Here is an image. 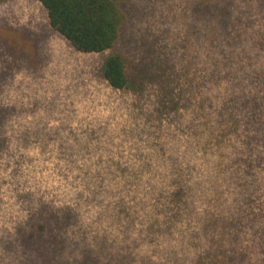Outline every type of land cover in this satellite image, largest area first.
I'll use <instances>...</instances> for the list:
<instances>
[{
	"label": "clouds",
	"instance_id": "obj_1",
	"mask_svg": "<svg viewBox=\"0 0 264 264\" xmlns=\"http://www.w3.org/2000/svg\"><path fill=\"white\" fill-rule=\"evenodd\" d=\"M230 12L228 38L205 32L176 52L167 96L117 88L51 40L39 69L12 71L0 88V108L15 109L0 126V264L36 258L17 228L42 206L75 217L58 264L85 249L99 264H219L218 252L264 264V0H231ZM163 15L149 14L154 36L171 31ZM213 218L240 227L213 231Z\"/></svg>",
	"mask_w": 264,
	"mask_h": 264
},
{
	"label": "rangeland",
	"instance_id": "obj_2",
	"mask_svg": "<svg viewBox=\"0 0 264 264\" xmlns=\"http://www.w3.org/2000/svg\"><path fill=\"white\" fill-rule=\"evenodd\" d=\"M230 6L231 0H126L127 16L119 41L103 52L85 53L76 50L51 26L47 10L39 0H0V88L14 69L21 66L33 71L39 69L42 48L51 40L56 46L66 47L73 57L102 77L106 57L121 51L130 56L131 71L136 81L128 90L144 92L156 84L161 94L167 96L170 85L179 79L173 66L176 52L183 50L187 54L196 46L194 38H201L205 32L215 35L214 43L219 41L221 35L228 38ZM161 7L167 13L161 17V22L169 24L171 31L165 30L159 36H154L149 14ZM172 108L174 110L175 106ZM14 112V108H0V126ZM5 147L6 139H0V150ZM175 198L179 199L177 194ZM74 221L70 210H65L63 216L59 217L47 206H42L38 214L30 217L27 231L23 226L18 227V242L25 253L36 254L35 259L29 257L27 264H58L65 243L59 234ZM218 225H223L225 232L240 227L213 218L208 229L215 231ZM5 247L6 250H13L12 243ZM83 256L84 259L77 264H99L98 257L90 250L85 249ZM218 256L219 264H230L227 253L218 252ZM244 259L241 255L240 264Z\"/></svg>",
	"mask_w": 264,
	"mask_h": 264
},
{
	"label": "trees",
	"instance_id": "obj_3",
	"mask_svg": "<svg viewBox=\"0 0 264 264\" xmlns=\"http://www.w3.org/2000/svg\"><path fill=\"white\" fill-rule=\"evenodd\" d=\"M39 1L47 10L51 26L78 51L103 52L113 48L122 36L126 0ZM131 66L129 55L115 51L105 59L103 76L113 86L127 89L136 84ZM176 194L178 198L182 195Z\"/></svg>",
	"mask_w": 264,
	"mask_h": 264
}]
</instances>
